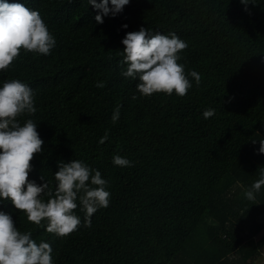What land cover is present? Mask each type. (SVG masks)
<instances>
[{"label":"trees","instance_id":"obj_1","mask_svg":"<svg viewBox=\"0 0 264 264\" xmlns=\"http://www.w3.org/2000/svg\"><path fill=\"white\" fill-rule=\"evenodd\" d=\"M7 2L39 11L56 40L50 55L22 49L0 72V87L18 79L35 92L36 113L18 118L32 119L44 141L29 180L54 191L58 161L75 159L99 170L111 193L90 227L78 206L81 226L65 238L0 202L18 230L49 243L53 264H248L259 255L264 186L254 201L244 193L264 168V0H130L103 24L88 0ZM141 27L188 44L178 63L201 82L189 75L186 96L142 97L139 81L121 75V41ZM207 109L215 115L205 119ZM116 155L133 166H115Z\"/></svg>","mask_w":264,"mask_h":264},{"label":"clouds","instance_id":"obj_2","mask_svg":"<svg viewBox=\"0 0 264 264\" xmlns=\"http://www.w3.org/2000/svg\"><path fill=\"white\" fill-rule=\"evenodd\" d=\"M250 0H241L247 5ZM97 11V24L104 23V17H116L121 14L130 0H88ZM247 10V9H245ZM125 24L123 28H127ZM123 59L120 61L126 70L121 71L125 78L138 80L136 91L142 97L163 93L179 97L187 95L192 88L189 75L199 85L201 77L196 71L185 73L179 53L187 49L188 44L175 33L153 34L141 27L139 31L128 32L122 39ZM56 46V40L50 34L39 11L27 8L21 3H8L0 0V72H6L20 56L23 49L28 53L48 56ZM103 82L96 87L103 88ZM35 92L28 84L18 79L3 83L0 87V202L10 201L16 210L26 215L27 220L45 228L42 221H47L46 232L65 238L81 226V219L75 210L78 206L85 213L84 227L91 226V217L101 208L110 205L111 193L106 190L107 181L99 170L93 169L81 160L65 163L58 161V171L54 174L55 190L49 183L37 184L29 180L33 171L31 161L36 154H41L44 141L37 131V124L32 119L25 123L19 117L34 115ZM132 99L137 97L134 95ZM215 115L214 109L203 112L205 119ZM120 118V107L114 109L111 117L115 124ZM108 133L100 139L104 144ZM253 144L256 141H252ZM258 154H264V139L259 141ZM115 166L132 167L133 163L125 157H113ZM41 181H45L43 176ZM264 186V168L260 177L245 191L249 201H254L256 193ZM48 199L45 202L44 196ZM79 201V205L77 203ZM53 249L49 243L39 244L32 238V233L21 232L16 227L12 216L0 211V264H53Z\"/></svg>","mask_w":264,"mask_h":264},{"label":"rangeland","instance_id":"obj_3","mask_svg":"<svg viewBox=\"0 0 264 264\" xmlns=\"http://www.w3.org/2000/svg\"><path fill=\"white\" fill-rule=\"evenodd\" d=\"M261 221L264 224V217L261 218ZM264 236V230L260 233V235L257 236V239H260ZM248 264H264V247L262 248L259 255L255 256L254 258L250 259V262Z\"/></svg>","mask_w":264,"mask_h":264}]
</instances>
